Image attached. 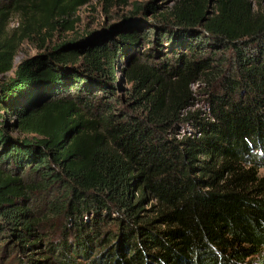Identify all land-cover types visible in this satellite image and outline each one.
<instances>
[{"label": "trees", "instance_id": "trees-1", "mask_svg": "<svg viewBox=\"0 0 264 264\" xmlns=\"http://www.w3.org/2000/svg\"><path fill=\"white\" fill-rule=\"evenodd\" d=\"M90 1L0 0L1 244L47 237L59 264H264V0H103L131 9L52 43Z\"/></svg>", "mask_w": 264, "mask_h": 264}, {"label": "rangeland", "instance_id": "rangeland-1", "mask_svg": "<svg viewBox=\"0 0 264 264\" xmlns=\"http://www.w3.org/2000/svg\"><path fill=\"white\" fill-rule=\"evenodd\" d=\"M132 2L137 3H149L154 2L155 5L161 10L169 9L172 0H131ZM258 8V6H255ZM131 9L130 7L118 6L117 4L112 5L111 7H104L103 0H92L87 5L81 7L76 14L71 17L69 20L73 22V30L70 31H60L57 30L52 37V43L59 42V39L63 38H72L75 33L77 36H82L83 34L90 32H105L108 31L113 25H116L120 18L123 15H126V12ZM261 10V14L264 15V3L259 7ZM142 19V18H141ZM22 23L21 17L19 14H11L8 20L7 33H12L14 30L20 28ZM111 32V31H110ZM115 31L111 32L114 33ZM39 42V41H38ZM38 42H24L15 58H14V69L15 67L23 61L27 57H31L35 55L38 50ZM125 64V63H124ZM122 64V69L126 68L125 65ZM121 69V71H122ZM12 74L9 73L6 76H10ZM0 78H2L0 76ZM116 79L119 81L116 94L117 96H125V93L129 90L130 84L126 81V78L122 74V72H116ZM197 86H193V90L197 92L196 100L201 104L202 98L199 94V91L196 88ZM54 224H57L58 221L55 220ZM0 225L3 227L5 223L0 220ZM12 234L11 232H8ZM43 235V234H42ZM44 235H46L44 233ZM46 237V236H44ZM8 238L7 235L0 237V264H59L57 260L48 253H46L47 249H45V241L47 239H42L39 243V247L35 248H27L26 250H22L19 248L18 241L13 239H8L6 243L1 244V242ZM50 239V238H49ZM45 240V241H44ZM55 240H57V235H55ZM257 260L258 258H254Z\"/></svg>", "mask_w": 264, "mask_h": 264}]
</instances>
